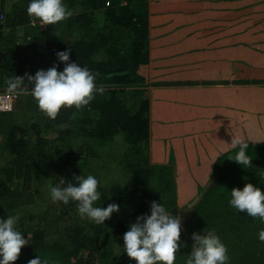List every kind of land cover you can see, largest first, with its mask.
<instances>
[{
	"label": "trees",
	"instance_id": "16d2710c",
	"mask_svg": "<svg viewBox=\"0 0 264 264\" xmlns=\"http://www.w3.org/2000/svg\"><path fill=\"white\" fill-rule=\"evenodd\" d=\"M28 3L0 0V87L15 75H35L54 64L62 70L56 53L71 49L70 60L98 73L96 84L104 93L79 111L62 108L55 120L39 110L27 90L18 96L24 108L15 103L0 112V218L16 216L17 229L29 237L13 264H28L37 255L50 264H136L124 252L122 236L137 216L150 212L153 200L182 219L187 247L178 249L174 264H184L192 233L203 234L206 227L226 245L229 264H264V243L258 240L264 223L228 203L229 192L246 183L264 191V139L249 142L252 166L244 169L231 160L239 149L230 146L209 163L203 181L197 177L202 172L191 171L194 161L179 168L174 158L162 164L150 159L149 99L140 69L149 58L148 0H64L70 17L35 26ZM171 136L189 161L194 139L178 129ZM117 137L126 146L121 153L112 149ZM196 138L194 147H203ZM116 170L125 175L123 183L107 180ZM79 175L101 182L96 206L120 205L104 225L81 219L75 202L53 203L49 196L36 203L42 188L49 191L59 177L75 183ZM27 206L38 208L37 220Z\"/></svg>",
	"mask_w": 264,
	"mask_h": 264
},
{
	"label": "crops",
	"instance_id": "0c3cea01",
	"mask_svg": "<svg viewBox=\"0 0 264 264\" xmlns=\"http://www.w3.org/2000/svg\"><path fill=\"white\" fill-rule=\"evenodd\" d=\"M148 22L149 58L140 69L150 159L166 163L173 152L172 164L187 166L182 148L161 153L178 129L194 139L189 166L206 180L232 138L264 139V0H148ZM195 137L203 147H194Z\"/></svg>",
	"mask_w": 264,
	"mask_h": 264
},
{
	"label": "clouds",
	"instance_id": "9594fccd",
	"mask_svg": "<svg viewBox=\"0 0 264 264\" xmlns=\"http://www.w3.org/2000/svg\"><path fill=\"white\" fill-rule=\"evenodd\" d=\"M27 14L35 26L37 21H40V25H54L73 13L66 7L64 0H29ZM56 56L64 65L62 70H58L59 65L54 64L47 70H38L35 75H15L7 81L9 95L15 98L27 90L39 110L52 120L56 119L62 108L74 107L79 111L88 106L97 94L104 93V88L96 84L98 73L78 61L70 60L71 49L59 51ZM5 109L11 110V105L0 106V110ZM229 145L239 149L231 160L244 169L252 166V159L246 154L248 140L232 138ZM73 180L75 183L66 182L63 177H59L58 183L50 184L49 194L53 203L68 205L75 202L81 219H88L96 225H104L113 213L120 212V205L116 203H110L107 207L96 206L101 198L98 191L101 182L94 175L74 176ZM229 193L230 207L238 213L246 211L248 216L264 223V191L261 187L246 183L242 189L233 188ZM17 223L16 216L0 218V264H13L18 259L21 248L29 244V237L24 238V232L16 227ZM181 224L180 215L170 212L160 200H153L150 212L137 216L123 234L124 252L136 264H157L158 261L174 264L178 249L187 247L181 240ZM192 240L194 243L190 253L184 255V264H229L228 249L215 229L209 230L206 227L203 234L194 232ZM258 240L264 243V229L259 231ZM28 264H50V261L37 255Z\"/></svg>",
	"mask_w": 264,
	"mask_h": 264
},
{
	"label": "rangeland",
	"instance_id": "374dc122",
	"mask_svg": "<svg viewBox=\"0 0 264 264\" xmlns=\"http://www.w3.org/2000/svg\"><path fill=\"white\" fill-rule=\"evenodd\" d=\"M1 19L2 18H0V21H1ZM6 86L7 85H3V86H1L0 88V93L1 92H3V91H7V88H6ZM19 96V95H18ZM18 96L16 97V105H17V108H24V105H23V103H20L19 102V98H18ZM233 112H235V111H233ZM18 116H20V114L18 113ZM246 140H249V142H253V143H255V142H257V141H259V140H256V139H253V140H251V139H246ZM126 149V146H125V144L122 142V139L120 138V137H117L114 141H113V144H112V149L114 150V151H116L117 153H121V151L123 150V149ZM173 148H179V144H177V143H174V142H172V143H169V144H167V145H164V146H162V148H161V153L164 155L165 154V152L166 151H168L169 149H173ZM173 157H174V153L173 152H171L170 153V159L172 160L173 159ZM173 162V161H172ZM190 163L191 164V162L190 161H187V163ZM1 163H4V159H0V164ZM102 163V162H101ZM107 165V164H106ZM187 166L189 165V164H186ZM120 167V166H119ZM99 169H100V167H99ZM195 170L196 171H198V172H201V171H203V169H201V168H195ZM104 171H105V169H104ZM116 172L118 173V174H116ZM191 172V171H190ZM103 173V172H102ZM107 173V172H106ZM108 175H109V173H107ZM126 179V177H125V175H123L122 173H120V172H118L117 170L116 171H114L112 174H111V177L109 176L108 177V179L107 180H112V181H117L118 183H123V181ZM45 186V185H44ZM47 188V187H46ZM41 194L39 195H37L36 197H35V199H36V203H39L40 201H41V199H47L49 196H50V194H49V191H47V192H45V187L44 188H42L41 189ZM181 204V203H180ZM35 206H37V207H40V205H37V204H35ZM28 208L30 207V206H27ZM34 207V206H33ZM37 207H34V208H29L30 209V211L33 213V215L36 217V219H34V220H37V210H38V208ZM40 208H42V206L40 207ZM22 217H24L23 216V213H22Z\"/></svg>",
	"mask_w": 264,
	"mask_h": 264
},
{
	"label": "built area",
	"instance_id": "2783aa9c",
	"mask_svg": "<svg viewBox=\"0 0 264 264\" xmlns=\"http://www.w3.org/2000/svg\"><path fill=\"white\" fill-rule=\"evenodd\" d=\"M15 102H16V97L15 98L12 97L11 95L8 94L7 91H3L0 93V106L10 104L12 110L14 108ZM6 111H10V110L7 109L0 110V112H6Z\"/></svg>",
	"mask_w": 264,
	"mask_h": 264
}]
</instances>
